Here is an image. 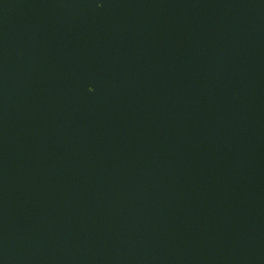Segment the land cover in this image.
<instances>
[{
  "label": "water",
  "instance_id": "obj_1",
  "mask_svg": "<svg viewBox=\"0 0 264 264\" xmlns=\"http://www.w3.org/2000/svg\"><path fill=\"white\" fill-rule=\"evenodd\" d=\"M0 264H264V0H0Z\"/></svg>",
  "mask_w": 264,
  "mask_h": 264
},
{
  "label": "snow or ice",
  "instance_id": "obj_2",
  "mask_svg": "<svg viewBox=\"0 0 264 264\" xmlns=\"http://www.w3.org/2000/svg\"><path fill=\"white\" fill-rule=\"evenodd\" d=\"M100 7L102 8L103 4H100ZM89 91H95V89L94 88H89Z\"/></svg>",
  "mask_w": 264,
  "mask_h": 264
}]
</instances>
